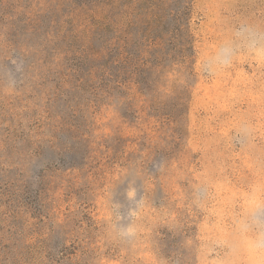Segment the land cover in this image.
I'll list each match as a JSON object with an SVG mask.
<instances>
[{"label":"rangeland","instance_id":"374dc122","mask_svg":"<svg viewBox=\"0 0 264 264\" xmlns=\"http://www.w3.org/2000/svg\"><path fill=\"white\" fill-rule=\"evenodd\" d=\"M131 1L0 0V264H264V0Z\"/></svg>","mask_w":264,"mask_h":264},{"label":"trees","instance_id":"16d2710c","mask_svg":"<svg viewBox=\"0 0 264 264\" xmlns=\"http://www.w3.org/2000/svg\"><path fill=\"white\" fill-rule=\"evenodd\" d=\"M70 3L66 7V11L62 13L61 22L54 23L57 27L61 25L59 32L64 36H73V38H78L80 35H89L90 32L96 29H106L110 30L115 24L113 9L119 6V0H69ZM142 0H132L131 2H135L134 6L137 7ZM155 1V0H154ZM156 1H164V0H156ZM149 2V1H148ZM151 4V3H150ZM126 6V5H124ZM193 0H190L187 4L183 5V9L173 11L170 15L175 20L176 25L175 29L178 31L181 29V22L184 20L186 26L189 27L191 18H189V14L192 13ZM151 9H154V4L150 5ZM125 12H127L125 10ZM53 26V27H55ZM51 34H55V29H49ZM50 33L48 35L51 36ZM150 35V34H149ZM192 35L189 37L191 39ZM110 41H106V43L102 46L103 52L106 51L111 53L113 51V45L116 44L115 39L110 37ZM82 54H85L86 57L95 56L94 51H90L89 49L83 47L81 49ZM98 54L101 55V50L97 51ZM107 75H103L106 77ZM100 82V87L97 86L96 90L100 88V91L104 89V85L107 83L105 81ZM126 82H120V84H125ZM119 84V83H118ZM129 84V83H128ZM127 84V85H128ZM126 85V86H127ZM133 86L134 83H133Z\"/></svg>","mask_w":264,"mask_h":264},{"label":"clouds","instance_id":"9594fccd","mask_svg":"<svg viewBox=\"0 0 264 264\" xmlns=\"http://www.w3.org/2000/svg\"><path fill=\"white\" fill-rule=\"evenodd\" d=\"M126 196L128 200L136 201L137 207L139 206L140 201L137 200V191L131 185L129 186V189L127 190ZM116 213H117V220L121 221L122 214L119 211V205L116 208ZM135 213H136V209L130 208L128 211L129 218L134 217ZM117 230L120 236L127 238V239H131L135 235V230L132 226L131 221H129V223L127 224H124L123 222L118 223Z\"/></svg>","mask_w":264,"mask_h":264}]
</instances>
